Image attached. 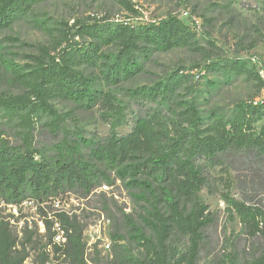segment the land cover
<instances>
[{
	"label": "trees",
	"instance_id": "1",
	"mask_svg": "<svg viewBox=\"0 0 264 264\" xmlns=\"http://www.w3.org/2000/svg\"><path fill=\"white\" fill-rule=\"evenodd\" d=\"M49 1L0 0V33ZM112 1L136 14L130 0ZM33 24L51 42L38 49L27 68L10 67L22 94L0 96V118L17 121L20 139L12 145L6 123H0V205L20 209L27 203L39 211L46 254L58 264H87L83 230L65 213L50 218L43 210L71 193L86 198L119 181L143 204L139 220L148 235L131 216L122 215L137 249L136 256L126 254L112 219L109 264H199L207 250L205 233L215 223V214L199 195L203 190L219 195L229 219L237 218L243 235L254 242L253 254L260 255L251 264H264V82L257 66L240 56L212 61L214 43L201 47L174 15L141 24L114 23L107 17L77 20L72 26L60 23L58 28ZM183 46L202 58L205 73L243 77L253 86L252 97L235 102L229 111L214 107L202 113L194 97L181 95L202 75L194 78L181 67L129 91L138 111L130 131L119 134L116 128L126 124V105L110 92L96 90V80L85 72L96 71L105 84L117 86L139 76L152 55ZM54 102H69L83 111L102 106L115 123L106 137L86 141L78 129H68ZM33 120L41 123L42 140L35 136ZM215 169L219 178L213 177ZM233 186L242 199L230 196ZM4 226L0 222V264H23L28 254L24 248L19 251L20 242ZM180 239L185 240L182 248L173 245ZM229 259L215 264H234Z\"/></svg>",
	"mask_w": 264,
	"mask_h": 264
},
{
	"label": "rangeland",
	"instance_id": "2",
	"mask_svg": "<svg viewBox=\"0 0 264 264\" xmlns=\"http://www.w3.org/2000/svg\"><path fill=\"white\" fill-rule=\"evenodd\" d=\"M136 14L128 13L112 0H50L39 5L30 17L18 21L10 30L0 33V96H18L23 90L15 83L10 67L21 70L32 64V58L38 55L40 47L47 48L51 39L43 30L34 26V21L48 28H58L60 23L72 26L77 20L88 18L99 21L108 18L114 23H147L177 16L192 33L201 47L208 48V42L214 43L216 51L212 52V61H220L240 56L244 59L254 57L257 68H264V0H130ZM257 29L258 31H255ZM257 40L252 50L239 52L240 47H247ZM204 61L188 47L183 46L164 54H154L143 63L142 73L133 80L124 81L117 86L105 84L96 71L85 72L93 77L94 88L110 92L122 106L126 105L124 118L126 124L116 128L124 135L132 126L131 118L137 113V107L129 99V91L141 86H149L161 80L178 68L192 75H202L198 82L191 80L188 89L181 95H190L198 103L202 113L210 108L229 111L237 101L250 99L254 94L252 84L243 77H231L223 74L205 73ZM264 95V89L262 90ZM54 109L66 118L65 124L71 131L78 129L86 141H97L106 137L115 123L112 113L102 106L90 111L77 109L69 102H54ZM131 107V108H130ZM17 121L6 123L7 140L17 145L20 139L16 135ZM36 138L42 140L43 128L38 120H33ZM213 177L219 178L218 169L212 171ZM216 183L218 190L221 186ZM102 187V186H101ZM95 190L83 198L79 192L71 193L60 202L44 208L48 217L55 213H65L78 228L83 230L86 244L87 264H109L111 261L112 219L118 234L121 250L133 256L137 255L136 246L131 242V234L125 228L123 216H131L138 227L142 228L139 216L143 214L137 194L128 191L123 184L115 181L113 186ZM211 213L215 214V223L206 231L207 250H203L199 264H215L218 260H233L234 264H251L260 253L253 254L254 242L248 240L241 230L238 219H229L225 205L219 195H210L206 190L200 194ZM230 196L240 200V191L233 186ZM41 214L32 205H23L16 212L11 207L0 205V222L10 231L12 237L20 242L18 249L28 254L23 264H58L44 248L45 230L40 221ZM143 229V228H142ZM144 230V229H143ZM144 233L148 235L146 230ZM262 243L261 241H258ZM173 245L183 247L185 240H174ZM109 246V249L106 247ZM43 253L46 256H43ZM46 259V260H45Z\"/></svg>",
	"mask_w": 264,
	"mask_h": 264
},
{
	"label": "built area",
	"instance_id": "3",
	"mask_svg": "<svg viewBox=\"0 0 264 264\" xmlns=\"http://www.w3.org/2000/svg\"><path fill=\"white\" fill-rule=\"evenodd\" d=\"M249 61H250V63H252L253 65H257V61H256V59L254 58V57H252V58H249ZM257 71H258V74H259V76L261 77V79L263 80V82H264V68H262V67H258L257 68ZM264 89V88H263ZM262 99L264 100V95H262ZM103 190H105L107 187L106 186H102L101 187ZM23 205H28L27 203H23L22 204V206ZM13 210H14V212H16V210H17V208L16 207H11ZM61 239H60V237H57L56 238V241L57 242H59ZM61 241H63V240H61ZM107 249H109V246H107L106 247Z\"/></svg>",
	"mask_w": 264,
	"mask_h": 264
}]
</instances>
